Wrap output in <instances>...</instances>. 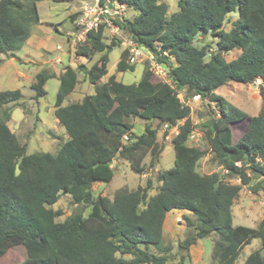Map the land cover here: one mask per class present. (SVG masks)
<instances>
[{
    "label": "trees",
    "instance_id": "trees-1",
    "mask_svg": "<svg viewBox=\"0 0 264 264\" xmlns=\"http://www.w3.org/2000/svg\"><path fill=\"white\" fill-rule=\"evenodd\" d=\"M42 1L0 0V56L14 57L32 36L41 24ZM120 1L136 12L132 19L119 22L121 29L155 63L167 65L171 83H154L150 67L137 84L126 85L115 74L101 82L108 74L110 53L120 45L104 43V25L90 31L76 45L75 54L89 60L98 55L96 63L87 71L83 65L68 66L58 76L54 115L68 139L56 153H28V146L9 127L10 105L20 102L23 94L18 89L0 91V258L22 245L26 258L16 264H167L172 250L164 244L165 219L169 212L181 210L194 216L185 217L194 233L179 243L181 250L190 252L198 241L214 234L211 264H236L243 248L260 239L262 250L249 254L246 263L264 264V218L256 228L233 225L240 186L218 173L197 172L204 153L187 144L194 125L190 107L179 98L183 91L185 100L200 97L218 107L219 117L204 127L213 160L228 171L229 179L249 185L251 175L264 176V0H179V10L171 15L161 0ZM232 13L238 17L226 31L224 24ZM81 15L82 11L73 24ZM198 34L215 36L216 51L211 45H195ZM233 51L239 55L226 60L224 54ZM129 60L125 48L117 73L135 70ZM79 69L94 93L64 106L79 82ZM55 77L47 68L36 75L30 87L35 99L47 95L45 85ZM258 79L263 107L256 116H248L216 93L231 82L246 85ZM136 117L169 127L180 123L172 139L174 166L158 173L160 186L153 196H149L153 181L148 180L146 187L118 191L113 200L94 197L93 184L113 180L117 156L137 173L144 172L147 156L150 167L158 163L164 151L158 130L147 125L142 135H136L130 123ZM245 119L246 131L233 143L231 125ZM261 189L264 181L252 187L253 192ZM62 195H70L77 205H90L89 214L77 211L57 221L63 212L53 206Z\"/></svg>",
    "mask_w": 264,
    "mask_h": 264
},
{
    "label": "rangeland",
    "instance_id": "rangeland-1",
    "mask_svg": "<svg viewBox=\"0 0 264 264\" xmlns=\"http://www.w3.org/2000/svg\"><path fill=\"white\" fill-rule=\"evenodd\" d=\"M161 1L168 5L169 15L179 10V0ZM84 3L92 7L94 0H66L63 2L45 0L39 2L38 9L41 24L34 27L30 45L25 46L27 41L20 51L15 53L14 57L12 55L0 56V91L18 89L23 94L20 102L10 105L12 118L9 122V127L16 134L19 141L28 146L29 154L56 153L68 139L65 129L54 115V105L60 86L59 78L50 79L45 85L47 95L43 98L35 99V93L30 87L35 81L36 75L44 68L56 73V75H60L66 67L78 68L80 65H83V70L87 71L98 59V55L90 60L86 57L77 56L75 54L76 44L74 43L76 41L71 34H68L74 31L73 19L82 11ZM129 15L130 19H132L136 12L130 9ZM237 17L238 14L236 13L230 14L224 24V30L228 31L230 22ZM124 39V35L118 36L110 30L105 32L104 43L110 44L115 41L120 46L113 48L110 53L108 74L101 79L102 82H106L111 75L115 74L117 80L126 85L137 84L141 80L146 67L151 68L153 72L152 81L154 83L160 81L170 82L166 74L167 69L164 66L158 67V64L153 61L152 56L147 51L135 55V60H129L130 64L135 66L134 71L117 73V63L122 50L125 49ZM217 41L218 39L211 34H198L194 44L198 47L211 45L212 51H216ZM238 55L239 52L233 51L224 54V57L226 60L231 61ZM171 63L176 65L173 59H171ZM83 70L79 69V82L75 90L65 98L64 106L80 102L85 96L94 93V87L88 82ZM216 93L250 117L258 115L263 107L259 87L255 86V83L245 85L231 82L218 89ZM179 98L185 105L190 107V118L194 125L187 144L201 148L204 153L197 163V172L201 175L218 173L224 181L239 185L240 192L233 204V225L256 228L264 218V190L253 192L252 187L264 181V176L256 177L248 171L252 176L249 185H242L241 180L238 179H229L225 170L213 160V152L206 139L208 130L204 127L212 118L217 119L219 117L218 107L216 104L200 97L185 100L183 91H179ZM130 123L133 125V132L136 135H142L147 125L156 128L158 130V141L164 146V151L160 154L158 163L154 167L149 166L150 156L144 159L145 169L143 173L133 171L126 160L117 156L112 164L114 169L113 180L110 183L93 184L91 191L94 197L101 195L113 200L114 195L118 191L130 192L136 190L139 186L146 187L148 180L153 181V188L149 191V196H153L160 186L157 182L158 173L174 166L175 154L172 139L178 133L180 123L177 126L169 127L168 125L159 124L157 120L146 121L139 117L130 118ZM247 124L248 120L245 119L231 125L233 142H236L245 133ZM238 165L240 164L238 163ZM53 208L63 212V215L57 219L59 222L64 221L77 211H82L84 216H87L91 210V206L88 204H75L70 195H62ZM180 211H173L174 214L171 217L181 216ZM189 215L192 216V214L181 216L180 223H182V226L170 223L166 230L164 244L170 246L172 250V258L167 264H211L212 262L213 241L216 240L214 234L199 241L198 250L194 251L196 252L194 255L191 254V250L188 252L179 248V243L187 235L194 233V228L189 227L185 220V217H190ZM259 249L262 250L261 240H253L250 245L243 248L236 264H247L246 258L249 254ZM262 252L264 256V250ZM25 258V247L19 245L11 248L1 257L0 264L21 263ZM126 258H129V256H126Z\"/></svg>",
    "mask_w": 264,
    "mask_h": 264
},
{
    "label": "built area",
    "instance_id": "built-area-1",
    "mask_svg": "<svg viewBox=\"0 0 264 264\" xmlns=\"http://www.w3.org/2000/svg\"><path fill=\"white\" fill-rule=\"evenodd\" d=\"M129 10L130 8L128 5L122 3L120 0H94L92 7L84 3L82 15L75 21L74 31L71 33V36L74 37L76 42L81 43L85 41L90 31L98 29L100 25H104L106 29L112 31V33L118 36H125L123 44L130 52V59L133 61L135 60V55L146 52V50L144 48H139L129 39L119 25V22L130 19ZM76 42L74 43L77 45L78 43ZM158 67L161 68L162 65L158 64ZM261 84V79L255 81V86L259 87ZM128 140V136H124V141ZM225 173L228 174V171L225 170Z\"/></svg>",
    "mask_w": 264,
    "mask_h": 264
},
{
    "label": "crops",
    "instance_id": "crops-1",
    "mask_svg": "<svg viewBox=\"0 0 264 264\" xmlns=\"http://www.w3.org/2000/svg\"><path fill=\"white\" fill-rule=\"evenodd\" d=\"M71 15V14H70ZM72 32H70V33H68V34H71ZM32 37H33V35H32ZM32 37L28 40V42H27V44L25 45V46H29L30 45V42H31V39H32ZM73 47H75V45H73ZM26 55V54H25ZM72 67V66H71ZM73 68H75V67H73ZM59 75H57V77H58ZM102 82V81H101ZM233 143H235V142H233ZM174 211H177V210H174ZM181 212V214L182 215H187V214H192V213H190V212H188V211H180ZM172 214H174V212L173 211H171V212H169L168 214H167V216H166V219H165V223H164V235L166 234V230H167V228L169 227V225H170V223H176V225L177 226H182V223H180L181 222V216H177L176 218H173V217H171V215ZM191 218H194V216L192 217L191 215H189ZM214 242V241H213ZM198 243H199V241H198ZM198 243L196 244V245H194L192 248H191V254L192 255H194L196 252H194V251H196V250H198L197 249V245H198Z\"/></svg>",
    "mask_w": 264,
    "mask_h": 264
},
{
    "label": "water",
    "instance_id": "water-1",
    "mask_svg": "<svg viewBox=\"0 0 264 264\" xmlns=\"http://www.w3.org/2000/svg\"><path fill=\"white\" fill-rule=\"evenodd\" d=\"M145 49V48H144ZM146 50V49H145ZM162 66H164L167 69V65L166 64H162Z\"/></svg>",
    "mask_w": 264,
    "mask_h": 264
}]
</instances>
